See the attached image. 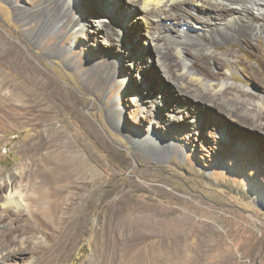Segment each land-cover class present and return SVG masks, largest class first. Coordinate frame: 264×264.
I'll return each instance as SVG.
<instances>
[{"label": "rangeland", "instance_id": "obj_1", "mask_svg": "<svg viewBox=\"0 0 264 264\" xmlns=\"http://www.w3.org/2000/svg\"><path fill=\"white\" fill-rule=\"evenodd\" d=\"M31 1L0 0V204L16 194L22 206L10 209L26 218V196L41 186L27 220L42 250L22 263L8 251L28 235L9 230L0 264H53L61 232V264H264V130L226 113L256 115L257 103L177 105L181 89L161 84L160 47L133 20L136 6L120 2L132 26L106 0H72L70 26L45 32L34 15L42 3ZM188 32L193 56L214 50L194 39L202 28ZM179 34L169 29L164 42ZM251 42L258 52L217 49L218 82L264 103V35Z\"/></svg>", "mask_w": 264, "mask_h": 264}, {"label": "bare ground", "instance_id": "obj_2", "mask_svg": "<svg viewBox=\"0 0 264 264\" xmlns=\"http://www.w3.org/2000/svg\"><path fill=\"white\" fill-rule=\"evenodd\" d=\"M82 1L86 4L85 0ZM88 2H91V0ZM106 2L113 7V10L115 9L120 18H125L127 21L130 19L128 22H130L132 26L135 20L140 19L143 22L146 40L160 47L158 51L160 58L158 57V60L161 62L159 66L162 67L164 72L161 84L169 89L170 92L172 88L181 89L180 92L183 98L177 102V105L179 104L182 108L189 106L193 109L195 107L193 105L194 102H197L199 104L212 105L223 112L222 108L216 105L217 98H225L230 95L232 99H242V106H244L245 102L253 101L257 103L259 107L257 110H252L256 112V115H252L249 109L244 111L242 109H235L234 111L227 110L226 113L238 116L237 122L241 125L251 127L260 125L264 130V103L257 101V96L255 94L242 91L236 87L226 88L225 86L227 85L218 82L219 78L223 75L224 63H222L220 58L221 53H216L218 48H222V53L225 55H232L234 51H230V49L225 46L234 45V42L240 43L241 46L243 45L244 50L258 52L259 48L251 42V39L264 35V0H106ZM120 2L138 7L140 11L138 18H134V21H131V18H133V16L131 17L132 14L129 13ZM31 3L33 6L42 3L41 8L34 10V15L40 17L43 26L45 24L47 25L48 28L43 27L45 32H48V29H50V31L54 30L53 28L57 27L60 21L64 22L61 27H57L59 32L70 26L68 22L71 18L72 8L70 4L72 0H32ZM76 24H78V22ZM76 24H74L73 27ZM131 25L130 27H132ZM135 26L133 27V31ZM191 27L202 28L203 32H201L200 35H196L194 39L198 43L204 46L207 45L214 50L211 52L202 51L197 56H193L190 49L184 48L182 46V41L189 38L188 28ZM171 28L177 29L180 34L174 38L173 45L168 46L164 41L168 34V30ZM113 30L118 32V29H115L114 25ZM262 68L264 70L263 63ZM207 78L209 80H206ZM247 81L260 82V79L256 73H252L247 76ZM157 83L159 84L160 82ZM157 86L155 87L157 88ZM159 92H161L162 95H167L163 87L159 89ZM176 99L174 98V101ZM45 162L32 160L27 163L26 166L38 168L44 164L46 166L48 162ZM33 174L36 175V173ZM41 176L42 175H39L37 177L40 178ZM29 178L32 179L31 176H29ZM40 179L41 184L50 183L49 175ZM89 184L95 187V180L91 179ZM39 187L41 188V186H34L33 184L31 190L29 189V195L26 196L29 201L28 205H26V207L24 206V208H26L25 214L27 217H37L32 207L38 200L34 193H37ZM2 190L3 189L0 188V200L2 198ZM92 192H94V190ZM15 195L14 193H10L6 197V200L0 204V208L2 209L0 212V224H6V229H8L1 231L0 234H8L10 230L11 232L19 231L28 235L22 240L19 247H15L8 251L9 254L25 255L26 258L22 257L23 259L21 260V262L24 263L29 255L40 256L42 247L39 243L33 242L36 231L34 232L31 228L27 217L23 218V214L18 215L12 213L10 207L13 204L15 206L17 205V207L20 206V197L17 199ZM48 214L53 215L55 213L49 212ZM62 240L63 234L61 232L58 236V242L55 245L56 252L54 250L55 254L53 252L52 255L53 264L55 261L61 264L63 260L61 250L64 248V242ZM6 244L8 243H1V245ZM4 257V253L0 251V263H5Z\"/></svg>", "mask_w": 264, "mask_h": 264}]
</instances>
